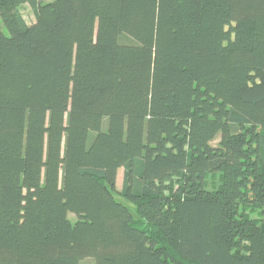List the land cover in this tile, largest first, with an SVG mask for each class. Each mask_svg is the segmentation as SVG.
<instances>
[{
	"label": "trees",
	"instance_id": "trees-1",
	"mask_svg": "<svg viewBox=\"0 0 264 264\" xmlns=\"http://www.w3.org/2000/svg\"><path fill=\"white\" fill-rule=\"evenodd\" d=\"M0 19V264H264V0Z\"/></svg>",
	"mask_w": 264,
	"mask_h": 264
},
{
	"label": "rangeland",
	"instance_id": "rangeland-1",
	"mask_svg": "<svg viewBox=\"0 0 264 264\" xmlns=\"http://www.w3.org/2000/svg\"><path fill=\"white\" fill-rule=\"evenodd\" d=\"M20 13L23 15V17L26 19V21L29 24L33 23L36 20V15H35L34 9L27 3L20 6ZM0 29L3 30L4 32H7V30H6L5 26L3 25L1 19H0ZM217 142H218V140H215L213 143L217 144ZM123 176H124V169L121 168L118 172V177H117V185L116 186H117L118 192H120L122 190ZM207 181H208V188L210 190L217 189L221 184L220 174L208 176ZM115 196L119 201H121L126 206H128L130 208V210L132 211V213L135 216H137L136 206L133 203H131L125 197L121 196L119 193L115 192ZM253 217H257V213H254ZM70 218L72 220H75L74 215H70ZM86 263L92 264V262H90V260L86 261Z\"/></svg>",
	"mask_w": 264,
	"mask_h": 264
}]
</instances>
